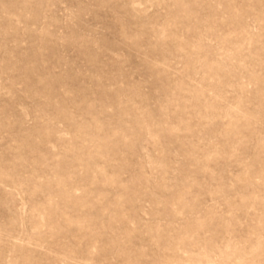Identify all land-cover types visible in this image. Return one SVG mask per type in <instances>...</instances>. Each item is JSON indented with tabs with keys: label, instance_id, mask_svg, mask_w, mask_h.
Returning <instances> with one entry per match:
<instances>
[{
	"label": "rangeland",
	"instance_id": "1",
	"mask_svg": "<svg viewBox=\"0 0 264 264\" xmlns=\"http://www.w3.org/2000/svg\"><path fill=\"white\" fill-rule=\"evenodd\" d=\"M0 264H264V0H0Z\"/></svg>",
	"mask_w": 264,
	"mask_h": 264
}]
</instances>
